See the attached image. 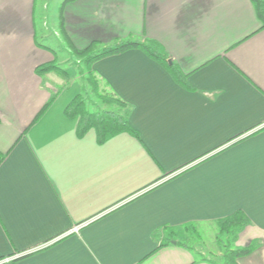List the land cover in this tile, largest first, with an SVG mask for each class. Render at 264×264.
<instances>
[{
    "label": "crops",
    "instance_id": "1",
    "mask_svg": "<svg viewBox=\"0 0 264 264\" xmlns=\"http://www.w3.org/2000/svg\"><path fill=\"white\" fill-rule=\"evenodd\" d=\"M65 1L47 16V0H0V264H218V222L238 211L250 223L233 249L257 246L238 263L264 264V30L252 0ZM129 40L159 43L190 88L141 50L98 60L140 139L78 138L64 111L79 84L36 69L63 45L74 56ZM188 225L218 233L209 263L160 247L165 228Z\"/></svg>",
    "mask_w": 264,
    "mask_h": 264
},
{
    "label": "trees",
    "instance_id": "2",
    "mask_svg": "<svg viewBox=\"0 0 264 264\" xmlns=\"http://www.w3.org/2000/svg\"><path fill=\"white\" fill-rule=\"evenodd\" d=\"M70 1L72 0H66L64 4ZM252 3L262 25L261 30H264V0H252ZM96 46V43H93L84 50H76L72 48L74 57L83 61L84 65L90 70L88 84L91 86L92 92L99 98L103 105V108H97L98 110L96 112H92L89 109V105H91L90 100L88 99V95H85L84 91L83 93L78 94L68 104L65 108L64 114L68 119L76 121V134L78 138H84L88 132L94 130L97 136V142L100 145L105 144L110 138L121 133H127L140 139L138 132L131 126L129 121L131 111L129 105L117 97L109 89L107 84L94 74L92 66L98 60L122 54L133 49L141 50L149 58L166 68L179 85L186 89L190 88V85L187 82V77L177 65L174 63L169 64V61H171L170 56L166 50L155 41L149 40L142 42L129 40L104 48L100 51L97 50ZM58 69L59 68L55 65V62H52L39 66L36 69V72L39 75H43L58 71ZM55 97L37 115L33 124L37 123L44 116L54 103ZM5 157L6 155L0 153V162L4 160ZM249 223V219L246 215L242 211H238L218 222L219 234L221 236L227 235L231 237L232 241H235L237 240L238 235L246 228V226H248ZM190 230L195 233L197 232L194 225H188L182 227V229L170 231V236L161 243L160 247H164L170 242H173L178 231L188 232ZM163 231L168 232V229L165 228ZM220 243L223 244L222 240ZM177 244L179 246H184L181 242H178ZM223 247L225 246L223 245ZM228 248H225L226 251L223 256L224 264H239L238 259L254 252L257 246L252 245L241 249H233L232 247Z\"/></svg>",
    "mask_w": 264,
    "mask_h": 264
},
{
    "label": "rangeland",
    "instance_id": "3",
    "mask_svg": "<svg viewBox=\"0 0 264 264\" xmlns=\"http://www.w3.org/2000/svg\"><path fill=\"white\" fill-rule=\"evenodd\" d=\"M51 2L50 7L47 8L46 6V15L48 16V13L50 14V11L53 9L55 12V8L57 6V2L59 0H47ZM40 3V2H39ZM50 9V10H48ZM45 18V17H44ZM44 18L39 19L41 21V25L44 23ZM43 20V21H42ZM47 23V22H45ZM48 24V23H47ZM47 34H53L52 30L50 29V23L47 25ZM41 41V38H39ZM54 41V40H53ZM55 42V41H54ZM58 45V44H57ZM63 48H58L61 49L60 56L58 58V61H55V65L59 68L58 71L55 72H50V73H55L59 77H62L65 79L66 83L71 84V82H75L76 84L78 83L80 86V93H85V95H88V99L90 100L89 109L92 112H96L98 109L97 108H103V105L99 98L92 92L91 86L88 84V79H90V73L89 69L87 66L84 65L83 61L79 60V58H76L72 55L65 54L64 48L65 46H62ZM64 61L63 64L61 62ZM102 88V87H101ZM103 90V89H102ZM114 109V106H113ZM217 233V232H216ZM215 231L212 230V228H209L207 232H193L192 230L185 232L184 231H178V233L175 236V239L172 243L176 241H180L184 246H180L181 249L185 248L188 249L190 254L193 256L195 261L197 263H209L207 260L212 259L211 253L214 252L215 249L218 248L216 240H215ZM165 234L169 237L170 231L165 232ZM200 234V236H199ZM218 235V233H217ZM222 240V246L224 249L225 253V248L232 247L233 241L231 237L227 235H222L220 237ZM233 248V247H232ZM229 249V248H228ZM214 262L218 264H224V261H221L220 259H216L215 257L212 259ZM207 261V262H206ZM210 264V263H209ZM212 264V263H211Z\"/></svg>",
    "mask_w": 264,
    "mask_h": 264
},
{
    "label": "built area",
    "instance_id": "4",
    "mask_svg": "<svg viewBox=\"0 0 264 264\" xmlns=\"http://www.w3.org/2000/svg\"><path fill=\"white\" fill-rule=\"evenodd\" d=\"M80 230V227H76L75 229H73L74 232H78Z\"/></svg>",
    "mask_w": 264,
    "mask_h": 264
},
{
    "label": "water",
    "instance_id": "5",
    "mask_svg": "<svg viewBox=\"0 0 264 264\" xmlns=\"http://www.w3.org/2000/svg\"><path fill=\"white\" fill-rule=\"evenodd\" d=\"M169 64H172V61H169ZM172 244L176 245L177 243H176V242H174V243H172Z\"/></svg>",
    "mask_w": 264,
    "mask_h": 264
}]
</instances>
